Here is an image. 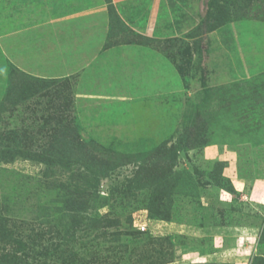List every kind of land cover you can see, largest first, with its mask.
Returning <instances> with one entry per match:
<instances>
[{"label": "rangeland", "instance_id": "1", "mask_svg": "<svg viewBox=\"0 0 264 264\" xmlns=\"http://www.w3.org/2000/svg\"><path fill=\"white\" fill-rule=\"evenodd\" d=\"M49 1H0V264H264V0Z\"/></svg>", "mask_w": 264, "mask_h": 264}, {"label": "crops", "instance_id": "2", "mask_svg": "<svg viewBox=\"0 0 264 264\" xmlns=\"http://www.w3.org/2000/svg\"><path fill=\"white\" fill-rule=\"evenodd\" d=\"M0 1L2 2L3 0ZM59 1L60 0H50L48 2L49 7L50 6L55 7V4L58 3ZM64 1H71V0H64ZM91 1H95V0H91ZM99 1L103 2L107 7L108 6L113 7L118 18L135 35H138L146 39H152L155 37L163 0H108L109 3H107V0H99ZM82 5H83L82 3H79V7H82ZM94 9L95 11L92 12H87V11L80 12L75 15L59 18L58 20H54V22L63 21L62 22L63 25H66L65 28L67 27L66 28L68 30L67 33L71 35L74 41H79L82 36H87L88 33L87 26L89 23L88 16L97 15L106 8L104 7V5L103 7L98 5V7H94ZM97 20H98L97 18L94 19L95 23ZM224 156L227 155L224 153ZM227 173L225 174L226 175L225 177L228 179H233L232 182L234 183V185L240 184L243 186L242 180L238 179V181L236 182L235 178L233 176L232 178L229 177ZM236 189L238 190V192L243 193V190H241L240 188L237 187ZM224 192L229 196H232L230 195V193H227L226 191ZM251 195L254 198L252 202L254 205H260L264 203V181L262 180L255 181V189L252 191ZM258 200L262 201V203L257 202ZM250 231H253V229H249L248 231L243 230L244 233H248Z\"/></svg>", "mask_w": 264, "mask_h": 264}, {"label": "built area", "instance_id": "3", "mask_svg": "<svg viewBox=\"0 0 264 264\" xmlns=\"http://www.w3.org/2000/svg\"><path fill=\"white\" fill-rule=\"evenodd\" d=\"M141 231H146V226L145 225H141Z\"/></svg>", "mask_w": 264, "mask_h": 264}]
</instances>
